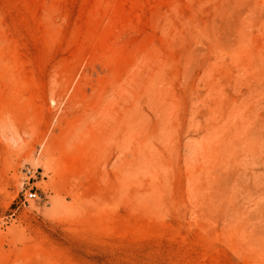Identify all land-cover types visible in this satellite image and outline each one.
I'll return each instance as SVG.
<instances>
[{"label": "rangeland", "instance_id": "rangeland-1", "mask_svg": "<svg viewBox=\"0 0 264 264\" xmlns=\"http://www.w3.org/2000/svg\"><path fill=\"white\" fill-rule=\"evenodd\" d=\"M0 264H264V0H0Z\"/></svg>", "mask_w": 264, "mask_h": 264}, {"label": "built area", "instance_id": "built-area-1", "mask_svg": "<svg viewBox=\"0 0 264 264\" xmlns=\"http://www.w3.org/2000/svg\"><path fill=\"white\" fill-rule=\"evenodd\" d=\"M30 175L32 177L31 171H30ZM37 196H38V193L34 188H31L29 193L27 194L28 199H34V198H37Z\"/></svg>", "mask_w": 264, "mask_h": 264}]
</instances>
